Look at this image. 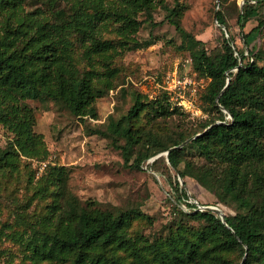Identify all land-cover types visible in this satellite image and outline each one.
<instances>
[{
  "label": "rangeland",
  "instance_id": "obj_1",
  "mask_svg": "<svg viewBox=\"0 0 264 264\" xmlns=\"http://www.w3.org/2000/svg\"><path fill=\"white\" fill-rule=\"evenodd\" d=\"M246 1L150 0L147 11L143 7L133 10L128 1L109 0L98 32L100 39L112 41L114 47L97 51L92 41L83 42L77 34L68 36L71 62L80 74L91 76L96 116L76 115L63 99L55 98L42 86H38L37 96L11 101L33 112L32 130L40 140L33 153H25L16 143L19 135L0 121V152H8L7 161L0 163V264H67L47 258L39 247L44 237L67 222L64 212L69 195L91 210L135 211L122 231L128 243L114 242L97 250L119 258L121 264H174L168 259L161 261L155 256L156 250L181 249L188 245L185 240H199L206 224L194 216L196 210H208L204 206L213 205L225 214L245 211L237 201L219 199L200 183V169L210 166L220 173L227 164L207 159L196 147L187 149L183 156L185 179L170 165L165 151L141 166L132 162L138 152L152 147L149 136L167 144L171 139L200 133L211 122L224 121L204 98L209 79L195 72L189 52L180 47L183 38L170 21L169 11H178L175 18L204 42L210 54L219 53L224 34L227 38L231 34L237 48L244 51L245 62L259 52L262 56L257 62L264 66V26L258 35L253 34L250 44L244 41V34L264 19V3L241 28L238 17ZM72 4V0H26L18 7L0 9V25L8 20L15 28L31 17L51 22L69 20ZM220 10L227 26L215 19ZM128 18L140 22L137 30L127 27ZM136 94L145 102L132 120L142 142L129 153L127 163L120 147L125 140L95 130L106 129L111 116L118 119L127 114ZM221 109L227 113L226 119L231 118ZM177 180L188 194L181 202ZM61 186L66 190L64 197L59 194ZM58 202L61 208L51 214ZM211 244L212 240H207L201 248ZM223 255L229 264L242 263L238 251H224Z\"/></svg>",
  "mask_w": 264,
  "mask_h": 264
},
{
  "label": "trees",
  "instance_id": "obj_2",
  "mask_svg": "<svg viewBox=\"0 0 264 264\" xmlns=\"http://www.w3.org/2000/svg\"><path fill=\"white\" fill-rule=\"evenodd\" d=\"M25 1L0 0V9L18 7ZM57 1L50 0L52 3ZM72 1L73 12L69 20L62 18L60 22H51L31 17L20 21L15 28L8 20L0 25L3 30L0 38V121L19 135L16 143L25 153H33L40 140V136L32 130L35 116L30 109L21 108L11 101L37 96L38 86L48 89L55 98L63 99L76 115L96 116L91 76L89 73L80 74L71 62L67 52L68 36L77 34L83 42L92 41L97 51L114 47L112 41L100 39L98 32L109 0ZM119 1H128L133 10L140 7L147 11L150 9V0ZM250 1L257 3L251 4ZM263 3L264 0L245 2L238 17L241 28L257 15L258 6ZM177 15L178 11L174 9L168 14L183 38L180 47L189 52L195 72L209 79L204 98L218 109L220 119L224 121L211 122L200 133H194L189 138H174L167 144L149 136L152 147L138 152L132 165L141 166L148 158L175 146L167 158L185 179L187 166L182 167L183 156L187 149L196 147L207 159H220L227 164L220 173L210 166L200 169L197 174L200 183L219 199L230 197L237 201L240 209L245 211L226 213L224 222L212 210H196L194 216L206 224L199 240H185L188 245L181 249L171 247L168 252L159 248L155 256L174 264H229L223 252L235 250L242 261L235 264H264V66L257 62L262 55L257 52L252 60L245 62L244 51L237 48L231 34L230 38L224 34L223 49L212 55L202 40L181 25L180 20L175 18ZM217 16L219 23L227 26L221 10ZM126 25L137 30L140 22L128 18ZM263 26L264 19L244 34L245 43L250 44L253 34L258 35ZM144 106L145 102L136 94L127 114L118 119L111 116L106 129L95 130L97 134L125 140L120 147L127 163L131 160L129 153L142 142L132 120ZM221 108L226 109L231 118L226 119L227 113ZM7 155V151L0 152V163L7 161ZM175 187L178 202L186 200L187 191L180 186L179 180L175 182ZM59 194L65 196L63 186ZM65 202L67 222L61 229L44 237L39 251L47 258L67 264H121L119 258L97 250L114 242L128 243L122 231L135 211L91 210L72 195ZM60 208V202L54 204L51 214L57 213ZM210 239L212 244L202 249L201 244ZM196 241L201 244H196Z\"/></svg>",
  "mask_w": 264,
  "mask_h": 264
},
{
  "label": "water",
  "instance_id": "obj_3",
  "mask_svg": "<svg viewBox=\"0 0 264 264\" xmlns=\"http://www.w3.org/2000/svg\"><path fill=\"white\" fill-rule=\"evenodd\" d=\"M215 19L218 21L217 14H215ZM197 135H199V134H197ZM181 145H183V144H181ZM174 148H175V146L169 148V150L165 151V154L168 156L169 153H170V151L173 150ZM204 207L207 208L208 210H212V211L216 212L218 215H220V217L222 218V220L225 222V213L218 206L207 205V206H204Z\"/></svg>",
  "mask_w": 264,
  "mask_h": 264
}]
</instances>
